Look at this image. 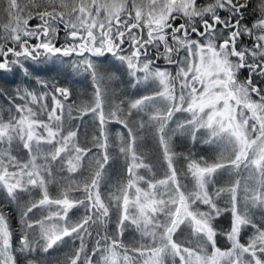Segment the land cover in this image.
Segmentation results:
<instances>
[{
    "label": "snow or ice",
    "instance_id": "6c2138e0",
    "mask_svg": "<svg viewBox=\"0 0 264 264\" xmlns=\"http://www.w3.org/2000/svg\"><path fill=\"white\" fill-rule=\"evenodd\" d=\"M0 13V72L28 78L26 62L55 61L92 86L87 103L39 79L0 88V264H37L38 250L66 237L80 243L62 264H264V0H0ZM107 57L116 63L105 67L99 58ZM176 113L188 116L169 128ZM90 122L91 140H82ZM111 124L126 130L115 151ZM149 133L166 163L162 178L139 174L152 172L139 151ZM175 135L218 151L184 157L191 189L178 179ZM21 146L25 157L14 151ZM115 161L125 179L105 194ZM220 170L247 179L210 191ZM7 206L17 209L19 234ZM73 209L82 210L77 220ZM225 213L231 246L222 251L213 225ZM182 225L194 239H174ZM130 226L137 246L121 239Z\"/></svg>",
    "mask_w": 264,
    "mask_h": 264
},
{
    "label": "trees",
    "instance_id": "16d2710c",
    "mask_svg": "<svg viewBox=\"0 0 264 264\" xmlns=\"http://www.w3.org/2000/svg\"><path fill=\"white\" fill-rule=\"evenodd\" d=\"M3 19V15H0V20ZM36 24V21H30V26ZM99 60L104 64L105 67L111 66L112 64L116 63L113 61L111 57L107 58H99ZM50 62V61H49ZM55 62V61H52ZM48 63V62H47ZM47 63H33L31 61L26 62V66L29 67V71L32 72V76L26 78L22 71L14 70L13 72H0V88L5 89L7 91H15L17 87L20 86H30L33 84V82L37 79L43 80L49 83V85H58V86H64L68 87L70 91L73 94V98L79 97L82 101L85 103L90 102L91 99V92H92V86L89 81H87L84 77L75 75L72 71V69L66 65L59 62H55L56 65H48ZM28 81V84H25V81ZM119 83V82H115ZM257 83H260L261 86H264V83H261L260 81H257ZM35 87L39 90V85H35ZM122 88H126L128 92H133L129 86L127 85H120ZM140 91V90H139ZM143 93L142 91H140ZM6 99L4 97H0V104H5ZM84 121H90L89 116L83 117ZM74 124H81V121H73ZM109 128L111 130L110 135V142L112 143V151H115V145L119 143L118 137L116 135L117 132L125 131L122 129L121 125L111 124L109 125ZM94 129L91 127V122L86 125L82 126L80 128V138L82 140H91V136ZM174 141L171 142V147L173 151L177 154L175 157V167L178 169V179L180 180L181 184L186 182V186L191 189L193 187V181L190 176H185L183 174L184 170H186V161L184 160V157H187L191 155L193 158L199 159L203 157L204 159H216L218 156V151L211 150L208 145H205L202 140L198 139L197 141H192L190 137L186 135H175L173 138ZM21 149V147H20ZM139 151L143 155V158L145 159V163L149 164L152 168V172H147L146 169H141L142 175L145 176L146 179L148 178H162L163 173L166 168V163L162 159V155L160 152V149L158 148L155 140L151 137V134L145 135L142 142H139ZM21 156L24 153L22 149V153L18 152ZM115 166L112 170V172L109 174V176L106 178V180L103 182L101 186V190L103 193L108 194L115 190V186L122 180L125 179V173L123 170L122 162L115 161ZM225 171V170H223ZM153 174L154 177H153ZM217 175V174H216ZM216 175L213 177L214 185H210V191H213L214 188L218 187H224L227 186L229 181L233 178H238L239 176H236L235 174L231 175L230 179L227 180H217ZM241 176V175H240ZM240 179V178H239ZM50 194L56 195L57 194V186L55 184L50 185L49 187ZM79 195V194H77ZM35 196V194H34ZM38 198V197H35ZM218 204L221 206H225V200L222 197L220 201H218ZM205 208V206H204ZM202 208V209H204ZM39 210L41 209H35L34 212L39 216ZM5 211L7 212L10 219H12V223L16 226V233L19 234L20 232V226H19V214L17 212V209L15 206H7L5 208ZM31 215V214H30ZM82 215L81 209H73L70 212V219L77 220L79 219V216ZM230 214L225 213L221 217H219L216 221H214V227L217 229V237L216 242L217 246L219 248L225 249L229 246V243L226 239V236L223 235L225 231L230 226V220L228 219V216ZM261 217L259 215L256 216V219L259 220ZM116 229V213L115 210H113L111 215V222L107 225V231L109 234L114 235ZM100 231H103V226L100 227ZM247 229H245L241 233V238L244 239V234L247 233ZM187 232L188 237H186V241L188 242L194 237L192 236L191 230L188 228H182L179 230V233ZM178 237V236H177ZM96 239V230H93L91 237H86L85 243L88 248H91ZM125 244H128L130 247L137 246V242L141 239L139 236V233L135 231L133 227L126 228L123 237L121 238ZM66 242L68 244V247L65 249H56L57 245L54 246L52 249L49 250L48 253L44 254L41 253L39 250L37 253H35V257L40 258L37 260V264H62L63 260L66 258L68 254L73 252L78 246L80 241L75 240L72 241L70 238L66 239ZM63 246V244H61ZM211 247L207 249L208 252H211ZM58 251H61L62 255L59 259L57 257ZM23 259L22 257L20 258Z\"/></svg>",
    "mask_w": 264,
    "mask_h": 264
},
{
    "label": "rangeland",
    "instance_id": "374dc122",
    "mask_svg": "<svg viewBox=\"0 0 264 264\" xmlns=\"http://www.w3.org/2000/svg\"><path fill=\"white\" fill-rule=\"evenodd\" d=\"M0 15H3L2 13H0ZM48 65H56V63L55 62H52V61H50V62H48L47 63ZM133 92L134 91H136L135 89H132V88H130ZM140 91H142V92H144L145 91V89H143V88H141V89H139ZM187 116H188V114L187 113H176L175 114V116L173 117V119H172V121L170 122V124H169V128H175L176 127V124H177V122L179 121V122H183L186 118H187ZM123 129V128H122ZM126 131V130H125ZM202 132H203V130H201ZM121 132H123V131H121ZM198 135V137H199V133L197 134ZM175 136H173V138H174ZM172 138V140H171V142L172 141H174V139ZM119 140V139H118ZM201 140V139H200ZM45 147H47V146H45ZM22 146H21V149H20V147H16V148H14V151L15 152H20V153H22ZM23 154H22V156L21 157H25L26 156V150H24L23 149ZM139 174H141L142 175V171H141V169L139 170ZM217 174V175H216ZM215 175H216V179L217 180H227V179H230L231 178V175L232 174H229L226 170L225 171H223V170H220V171H218L217 173H216ZM240 178V180H241V182L243 183L246 179H247V173L246 172H243L242 174H241V176L239 175V177H238V179ZM232 179V178H231ZM186 184V182H184L183 183V185H185ZM141 187H144V184L143 183H141V185H140ZM201 208H204V206L203 205H201L200 206ZM39 214H44L45 213V210H39ZM69 218H70V213H69ZM182 228H187L186 226H184V225H182L181 226V228L180 229H182ZM179 229V230H180ZM179 230H178V232H179ZM248 230V229H247ZM244 231V230H243ZM242 231V232H243ZM178 232L176 233V236L174 237V239H177L178 241H181V242H184V241H186V237H188V234H187V232H184V233H179L178 234ZM251 235V232L248 230L247 231V233H245L244 234V239L245 240H243L242 238H241V242L242 243H246L247 242V239H248V237ZM178 236V237H177ZM66 239H69L68 237H66L65 238V243H61V244H63V246H61V244H58L57 245V247H56V249H65V248H67L68 247V244H67V242H66ZM73 241V240H72ZM228 243H229V246L227 247V248H225V249H222L221 248V250L223 251V250H227L228 248H230V242L228 241ZM217 246V245H216ZM218 247V246H217ZM212 251V250H211ZM58 255H57V257H59V259H60V257H61V255H62V253H61V251H58V252H56ZM211 252H209V254H210Z\"/></svg>",
    "mask_w": 264,
    "mask_h": 264
}]
</instances>
